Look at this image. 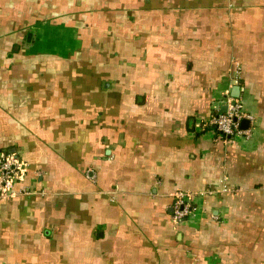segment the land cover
Masks as SVG:
<instances>
[{"label":"crops","instance_id":"crops-1","mask_svg":"<svg viewBox=\"0 0 264 264\" xmlns=\"http://www.w3.org/2000/svg\"><path fill=\"white\" fill-rule=\"evenodd\" d=\"M0 151V264H264V0H0Z\"/></svg>","mask_w":264,"mask_h":264},{"label":"built area","instance_id":"built-area-1","mask_svg":"<svg viewBox=\"0 0 264 264\" xmlns=\"http://www.w3.org/2000/svg\"><path fill=\"white\" fill-rule=\"evenodd\" d=\"M225 105V110L215 114L211 119L215 129L224 136H248V130L240 127V121L244 118H250V116L242 110L240 100L227 96ZM25 170V163L21 161L16 153L0 151V199L18 193L14 183L23 178ZM21 190L22 193H27L24 187ZM193 209L190 194L176 192L171 206L173 223L178 224L183 221L193 212Z\"/></svg>","mask_w":264,"mask_h":264},{"label":"water","instance_id":"water-1","mask_svg":"<svg viewBox=\"0 0 264 264\" xmlns=\"http://www.w3.org/2000/svg\"><path fill=\"white\" fill-rule=\"evenodd\" d=\"M233 90H235V91L237 92V91H238V87H237V86H235Z\"/></svg>","mask_w":264,"mask_h":264},{"label":"trees","instance_id":"trees-1","mask_svg":"<svg viewBox=\"0 0 264 264\" xmlns=\"http://www.w3.org/2000/svg\"><path fill=\"white\" fill-rule=\"evenodd\" d=\"M5 153H7L8 151H4Z\"/></svg>","mask_w":264,"mask_h":264}]
</instances>
